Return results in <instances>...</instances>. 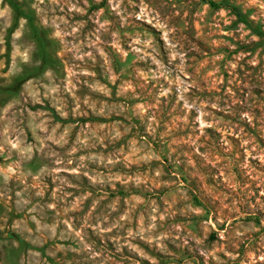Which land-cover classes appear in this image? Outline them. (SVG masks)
<instances>
[{"label": "clouds", "instance_id": "9594fccd", "mask_svg": "<svg viewBox=\"0 0 264 264\" xmlns=\"http://www.w3.org/2000/svg\"><path fill=\"white\" fill-rule=\"evenodd\" d=\"M0 264H264V0H0Z\"/></svg>", "mask_w": 264, "mask_h": 264}]
</instances>
